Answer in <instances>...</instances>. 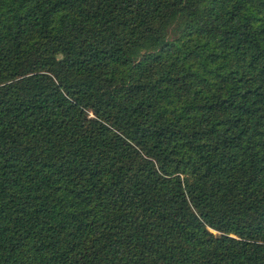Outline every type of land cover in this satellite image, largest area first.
<instances>
[{
    "label": "trees",
    "instance_id": "obj_1",
    "mask_svg": "<svg viewBox=\"0 0 264 264\" xmlns=\"http://www.w3.org/2000/svg\"><path fill=\"white\" fill-rule=\"evenodd\" d=\"M0 264H264V0H0Z\"/></svg>",
    "mask_w": 264,
    "mask_h": 264
}]
</instances>
